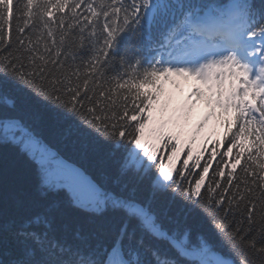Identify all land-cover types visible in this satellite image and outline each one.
I'll use <instances>...</instances> for the list:
<instances>
[{
    "label": "snow or ice",
    "instance_id": "6c2138e0",
    "mask_svg": "<svg viewBox=\"0 0 264 264\" xmlns=\"http://www.w3.org/2000/svg\"><path fill=\"white\" fill-rule=\"evenodd\" d=\"M0 146L36 175L0 264H264V0H0Z\"/></svg>",
    "mask_w": 264,
    "mask_h": 264
},
{
    "label": "trees",
    "instance_id": "16d2710c",
    "mask_svg": "<svg viewBox=\"0 0 264 264\" xmlns=\"http://www.w3.org/2000/svg\"><path fill=\"white\" fill-rule=\"evenodd\" d=\"M183 84V95H187L186 84ZM27 111L34 115H37L38 120H30L35 127L42 133L46 142H48L54 148L59 149L64 155H66L70 161L76 162L78 165L88 169L93 174H97L101 167L107 170H114L116 159L114 157H109L107 149L102 146H96L94 149L89 150L87 158H82L81 153L78 148L74 149L71 144V140H62L61 134L66 125L61 124L53 120L49 114L44 113L34 106H29ZM200 111V106L196 109L192 123L195 124L197 120L202 116ZM27 118V117H26ZM220 137L223 136V129H220ZM226 146V142H222L221 151H223ZM211 147V145H209ZM235 151V150H234ZM184 157H181V161ZM207 159V154H205L204 159L201 160V165L205 163ZM220 157L216 158L213 162V167L209 171V176L211 177L217 162H219ZM190 162V170H191ZM243 163V162H242ZM180 164H177V168ZM199 171V170H197ZM239 171V168L237 169ZM196 177H192L195 179ZM36 182L35 166L27 158L26 155L19 152L18 149L13 147L0 146V199L5 196H10L13 193L28 192L31 191ZM208 181L206 180V184Z\"/></svg>",
    "mask_w": 264,
    "mask_h": 264
},
{
    "label": "rangeland",
    "instance_id": "374dc122",
    "mask_svg": "<svg viewBox=\"0 0 264 264\" xmlns=\"http://www.w3.org/2000/svg\"><path fill=\"white\" fill-rule=\"evenodd\" d=\"M191 91V86L188 88V90L186 91V93L188 94Z\"/></svg>",
    "mask_w": 264,
    "mask_h": 264
}]
</instances>
